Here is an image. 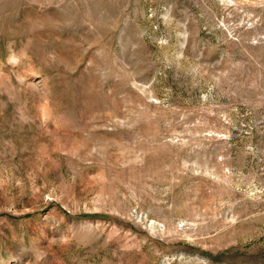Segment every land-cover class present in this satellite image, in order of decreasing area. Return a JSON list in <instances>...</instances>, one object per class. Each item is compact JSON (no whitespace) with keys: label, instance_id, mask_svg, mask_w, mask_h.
<instances>
[{"label":"rangeland","instance_id":"obj_1","mask_svg":"<svg viewBox=\"0 0 264 264\" xmlns=\"http://www.w3.org/2000/svg\"><path fill=\"white\" fill-rule=\"evenodd\" d=\"M0 264H264V0H0Z\"/></svg>","mask_w":264,"mask_h":264}]
</instances>
